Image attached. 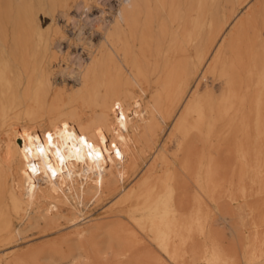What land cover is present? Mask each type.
<instances>
[{"label":"bare ground","instance_id":"6f19581e","mask_svg":"<svg viewBox=\"0 0 264 264\" xmlns=\"http://www.w3.org/2000/svg\"><path fill=\"white\" fill-rule=\"evenodd\" d=\"M0 264H264V0H0Z\"/></svg>","mask_w":264,"mask_h":264},{"label":"rangeland","instance_id":"374dc122","mask_svg":"<svg viewBox=\"0 0 264 264\" xmlns=\"http://www.w3.org/2000/svg\"><path fill=\"white\" fill-rule=\"evenodd\" d=\"M109 5H107L108 8ZM44 13L43 10L40 11V14ZM42 17V15H41ZM51 15L49 12L46 13V19H45V27L50 25L52 20H51ZM72 67L76 66V63H70ZM63 67H66V65H63ZM56 78L57 81L59 83H62V81L64 80L65 82L72 84L75 80H74V75L73 74H69L68 71H64V72H59L56 74ZM231 205H240V201H232ZM104 207L102 205H98L96 207H94L91 211L93 216H98L103 212ZM218 223H220V220L218 221ZM219 226V224H218ZM221 226V225H220ZM219 226V227H220ZM70 227L65 224L63 225V232L67 231ZM226 228V227H225ZM227 229V228H226ZM61 232H55V233H49V234H43L40 233L38 228H34V227H27L21 234V237L15 242V245L8 247L6 250H22L24 248H27L28 246L34 245V244H38V243H42V242H47L50 241L52 239H54L55 237H57ZM225 238L226 241H230L231 239V233L230 230L227 229L225 231Z\"/></svg>","mask_w":264,"mask_h":264}]
</instances>
